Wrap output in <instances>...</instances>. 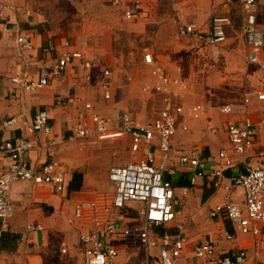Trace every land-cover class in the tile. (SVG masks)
<instances>
[{
	"label": "crops",
	"instance_id": "1",
	"mask_svg": "<svg viewBox=\"0 0 264 264\" xmlns=\"http://www.w3.org/2000/svg\"><path fill=\"white\" fill-rule=\"evenodd\" d=\"M101 1L109 8L119 12L124 19H126L124 17L125 8L136 9L138 17L135 20L128 21H138L145 15L144 8L150 10V1L153 0H128L127 5L121 8H114L108 5L105 0ZM158 2L160 6L166 7L165 9L160 7L161 13H164V15H161L162 17L158 20L161 23L157 25V28L163 29L162 24L173 21V28H176L177 36L183 39L180 42H193L196 47L199 45L209 46L214 52H216L215 47H220L225 42L214 45L210 44L206 39L182 37L179 35V28L186 24H194L206 35L210 31L211 21L215 17H228L231 20V24L226 29L227 41L228 36L233 35V33L241 36L247 25V17L250 12L243 4L236 1L229 3L227 0H154L155 6ZM54 3L56 8H58V4L61 3L69 6L72 3L77 5L80 2H76V0H11L5 4L0 3V11L3 13V18L0 20V120L21 116L26 122V125L22 124L21 128L17 130H0V143L14 139L17 136H25L37 145L30 153L32 162H45L47 159L58 161L64 166L68 180L67 189L64 193H56L48 185H36L32 182L14 183L11 191V200L15 207V214L6 223H0V238L3 234L9 233L18 236L19 240L17 243H13L9 249L0 251V264H84V252L87 247L79 241L78 234L80 231L89 232V229L70 223V220L74 218L75 207L78 203L94 199L99 193L114 192V185L109 180V175L105 179L95 180V177H98L94 175L95 171L93 170L98 158V156H95L94 150H100L101 152L104 149L102 144L108 142L99 141L95 135L87 139H75L73 131L78 122L79 111L83 105L59 106L57 105V100H66L68 97L78 96L83 101L93 103L92 99L90 100V93L93 90L92 85L95 86V84L100 87L103 95L101 84L104 81L105 69L110 68L113 71V80L115 77L117 78L114 69H119L118 65H116L118 59L112 56V50L115 47H110L111 44L101 45L98 39L91 46L90 37L87 35L86 38L72 43V40L75 39H67V36L85 34L91 36L87 26L82 31V34L76 33L74 32L76 29L71 18L69 21L71 23L70 30L60 31L61 26L54 23V20L58 17L53 10ZM255 9L257 27L264 33V0H257ZM82 12L81 17H83ZM5 26H7V30ZM92 33L97 35L95 32ZM19 35H23L32 41L34 49L31 52H25L23 55L19 53L17 44ZM55 35L63 37L58 39L55 38ZM187 47L182 46V49L186 51ZM145 50L153 53L157 67H160L172 78L171 85L168 88L169 91L160 94L162 96L155 97L154 102L156 105H154L157 106L158 104L161 110L165 98L170 97L176 106L182 107L185 111L180 128L172 139L175 157L173 156L172 161L168 163V171L165 173L166 178L175 189L178 201L176 206L177 218L171 223L177 229L172 232L166 230H162L163 233L155 232V229L166 228L171 225L169 224L155 228L151 233L152 236L158 240V236L165 233L179 234L185 237L188 241V248L183 258L184 264H196L193 249L196 245L203 242L214 244L219 253L250 249L252 246L250 237H244L238 231L236 232L230 222L214 219L210 215L216 206L228 202L240 205L244 210V214H246L243 190L240 188L226 190L225 188L231 184V179L234 175L244 172V166L238 163L237 167L227 170L225 179L222 182L223 186L216 188L212 179H208L205 176L195 179V175L191 170L181 168L178 165V153L192 154L199 151L192 149L187 151L182 144L177 145L176 139L177 141L185 139L184 135L181 136L179 134L189 131V128L194 123L191 120H206V135L209 138L210 152L206 151L202 155L210 158V170H212L215 168L212 162H217L220 151L226 149L231 152L232 147L229 144L226 132L228 123L241 122L242 119L246 118L253 123L259 137L256 145L248 151L247 162L250 166L264 163V142L261 139L264 132V102L258 101L254 96L256 92L263 90L264 86L245 93L243 101L241 100L237 105L223 103L219 107L212 108L210 102L206 103L204 100L199 99L196 101L189 100L191 97L196 96L195 89H201L198 86L201 80L197 70L194 68L188 70L185 67V60L193 56L181 54V60L177 63V59H171L172 56L163 48L162 50L149 48ZM192 50L194 51L192 53L194 57H197L195 48ZM65 51H82L88 59H92L97 55L101 58V61L95 62L90 71L85 70L80 62L73 63L67 67L64 73L53 78L48 86L34 93L15 89L10 80L12 76L17 73H27L37 78L42 66L46 65L53 68L57 58L62 56ZM247 55L248 48L246 46V61ZM143 57L144 52L140 61L145 66L143 79L146 82L141 88V99H143L144 95H149L143 91L144 87L153 86L156 82V78L152 75V68L144 63ZM213 57L214 60L211 62L215 65L220 63L217 56ZM262 58L264 59V50ZM246 64L261 69L258 65ZM135 69L137 68L133 69L134 72L132 74L139 72L135 71ZM87 74L91 75L90 81L86 80ZM206 75H208L206 81L210 80V76H215V74L210 75V72H207ZM261 79H264L263 73H260L259 76L257 75L253 80L259 83ZM174 80L179 81V83H186V89L176 85ZM175 93L178 94L177 97H175ZM102 95H97V100L99 101L97 103L94 102L95 110L104 116L110 117L115 123V121H118L120 113L117 114L115 103L109 105ZM248 98L250 101L246 103ZM144 99L146 100V98ZM196 105H201L204 108V113L198 119L191 115V109ZM226 106H230L234 112L232 114L223 113L222 108ZM42 110L48 112L50 124L53 128L50 138H65L66 142L63 145L49 146L47 137L30 129L29 125L34 115ZM135 114L137 116H134L141 119L136 108ZM190 121L192 122L191 126ZM184 125L188 126V130L184 131L182 129ZM127 140L129 143V139ZM129 145V153L135 156L131 161H139L149 150L148 147H144L141 154H133L129 150ZM153 145L155 148L158 147L159 137L155 138ZM158 156H161L160 152H158ZM106 160L110 161V158L107 157ZM193 179H195V184H192ZM191 207V210L197 211V215L195 219L187 220V226L194 227V229L189 231V235L184 231L183 225H176L175 222L178 220L180 208L181 210L183 208L188 210ZM144 210L145 207L141 203H129L124 208L113 211V220L121 224L122 227L135 231L143 227L145 223ZM205 221L207 222L206 233L203 234L202 229L196 226ZM28 225H39L43 228V231L28 232ZM262 227L264 228V225ZM227 233H232L236 236V239L227 241ZM114 241V245L119 252L118 264H156L158 262L160 246L148 254L139 240L120 236ZM251 262L253 263V261Z\"/></svg>",
	"mask_w": 264,
	"mask_h": 264
},
{
	"label": "built area",
	"instance_id": "2",
	"mask_svg": "<svg viewBox=\"0 0 264 264\" xmlns=\"http://www.w3.org/2000/svg\"><path fill=\"white\" fill-rule=\"evenodd\" d=\"M11 0H0L1 4ZM72 1V0H68ZM114 8L127 5L128 0H105ZM239 2L250 12L247 17V25L244 28L248 48L247 62L258 65L264 69V33L257 27L256 5L257 0H227V2ZM124 17L127 20H135L138 11L134 8H125ZM3 13L0 11V20ZM231 24L228 17H215L211 21L210 31L204 35L194 24H186L179 28V35L196 39H206L210 44L218 45L226 41L227 27ZM7 26H5V29ZM7 30V29H6ZM18 51L23 55L34 49L32 41L19 35L17 38ZM144 63L152 68V75L156 78L153 86L144 87L146 94H163L171 85L172 78L164 70L157 67L154 55L148 50L144 51ZM101 61L99 56L88 59L82 51H65L58 57L53 68L42 66L38 77L34 78L27 73H17L11 77V82L16 90L34 93L48 86L53 78L64 73L67 67L80 62L84 69L90 71L95 62ZM113 71L110 68L104 71L102 82L103 97L110 101L113 97L112 84L109 81ZM86 80H91V75H86ZM175 84L186 89L187 84L174 80ZM178 94L175 93V97ZM254 96L258 101L264 102V89L256 92ZM250 99H246L249 103ZM78 122L73 131L75 139H87L96 136L101 142H116L129 139V150L133 154H141L144 147L149 150L139 161H131L122 166L112 167L109 180L114 185L113 193H99L94 199L78 203L75 207L74 218L71 224L89 229V232H79V241L86 245L84 252V264H118L119 252L114 245L118 237H131L139 240L149 254L160 246V255L156 264H184V256L188 248V241L179 234L165 233L158 236L159 240L152 236L155 228L167 226L177 218L176 206L178 205L175 189L166 178L167 165L175 157L172 139L178 132L184 109L176 106L170 97L165 98L163 107L153 119L142 124L131 111L122 112L118 121H113L108 116L95 110L93 103L83 101L78 96L68 97L66 100L58 99L57 105H80ZM148 105L147 100L142 102V108ZM225 114H232L234 110L230 106L222 108ZM204 113L201 105L191 109V115L199 118ZM26 122L21 116L0 120V130H17ZM30 129L47 137L49 146L63 145L66 139L50 138L52 125L47 111H38L29 125ZM184 131L188 126H182ZM227 136L231 145V152L223 149L218 154L215 168L210 170V158L200 153H178V165L189 169L197 177L212 179L214 187L223 186L225 172L233 169L241 163L244 172H239L231 179V184L226 190L240 188L244 192L245 205L243 208L235 203L228 202L216 206L211 211V217L231 223L234 230L244 237H250L251 248L239 249L234 252L219 253L216 246L210 242L196 245L193 254L196 264H264V163L257 166L248 164V151L259 140L256 129L249 119L241 122H231L227 125ZM159 137V145L154 147L153 142ZM264 142V132L261 137ZM37 145L25 136H17L14 139L0 143V223H6L15 214V207L11 200V191L14 183L32 182L36 185H48L56 193H64L67 189V172L64 166L55 160L33 163L30 153ZM158 152L161 156H158ZM195 179L192 184H195ZM129 203H141L145 210L143 216L145 223L140 229L130 231L113 220V211L124 208ZM81 230V229H80ZM27 231H43L39 225H28ZM227 241H233L236 236L227 233ZM65 251V250H64Z\"/></svg>",
	"mask_w": 264,
	"mask_h": 264
},
{
	"label": "rangeland",
	"instance_id": "3",
	"mask_svg": "<svg viewBox=\"0 0 264 264\" xmlns=\"http://www.w3.org/2000/svg\"><path fill=\"white\" fill-rule=\"evenodd\" d=\"M76 2L80 3L74 5V1V3L69 6L61 3L58 4V8H56L54 3L53 10L56 15H58L57 18L55 17L54 23L61 26L60 31H67L70 30L69 27L71 23L69 21L72 18L74 28L76 29L74 32L79 34H82V31H84L87 26V30L91 36L88 34L67 36V39H75L72 40V43H76V40L78 41L79 39L86 38L87 35L90 37L91 46H93V42L98 39L101 45L111 44L110 47H115L112 50V56L118 59L119 62L117 61L116 65H118L119 69H114L117 78L115 77L113 80L111 76L109 79L111 84L113 82V97L110 101H105L109 105L115 103L114 106L117 110V114L129 110L132 114L134 113L133 115H136V108L141 118L138 119L144 124L149 122L148 120L155 118L160 111L158 104L155 106L154 100L155 97L162 95L143 94L144 97L141 99V88L146 80L143 79L145 76V66L140 59L146 48L161 50L163 48L172 56L171 59H177V63L181 60V54H187L186 56L190 54V57L193 56L185 60V67L188 70L192 68L196 69L202 82L199 81L200 84H198L201 89H195L196 96L191 97L189 100L196 101L199 99L202 101L204 100L206 103L210 102L212 108L216 106L219 107L223 103L237 105L241 100L243 101L245 93L252 92L258 87L264 86V79H261L259 83L253 80L257 75L259 76L260 73L264 74V71H262L264 69L261 68V70L260 68L251 67L246 64L248 62L245 60V48L247 45L244 30L241 36H238L236 33L228 36L225 44L220 47H215L216 52H214L209 46L199 45L196 47L193 42H180L183 41V39L177 36L176 28H173V21L162 24L163 29L157 28V25L161 23L158 20L162 17L161 15H164V13H161L160 7L165 9L166 6H160L159 2L155 6L154 0L150 1L152 4L149 5L150 10L143 9L145 15L138 21H128L124 19L119 12L106 6L101 0H76ZM81 12L83 17H81ZM92 32L97 33V35H94ZM61 37L63 36L55 35V38L60 39ZM182 46H188L187 50L184 51ZM193 48L196 50L197 57H194L192 54L194 52L192 50ZM213 56H217L220 63L215 65L211 62L214 60ZM134 68H137L135 71H139L135 73L136 75L132 74ZM207 72H210V75L215 74V76H210V80L206 81L208 77V75H206ZM117 81L119 82L118 84ZM92 88L90 100L92 99L95 105V103L99 101L97 100V95H102V93L98 85H92ZM144 98H146L149 107L142 108L141 105L142 102L145 101ZM191 121L194 122L192 127L189 128L187 133L179 134L181 136L184 135L185 139L183 141H177L176 139L177 145L182 144L187 151L192 149L199 151L197 153L201 154H205L206 151L210 152V146L208 145L209 138L206 135L207 121ZM191 121L190 126L192 123ZM128 144V140L124 139L113 143L102 144L104 149L101 152L100 150H94L95 156H98L96 166L93 169L95 171L94 175L98 177H95V180L107 178L111 167L125 165L135 158V156L129 153ZM99 152L100 154H98ZM107 157L110 158V161L106 160ZM191 209L192 207L188 210L184 208L181 210L180 208L178 220L175 222L176 225H183L184 231L188 234L194 227L187 226V220L195 219L197 215V211ZM206 223L205 221L196 226L202 229L203 234L206 233ZM174 229H177V227L171 224L166 228L155 229V232L163 233L164 230L172 232Z\"/></svg>",
	"mask_w": 264,
	"mask_h": 264
},
{
	"label": "trees",
	"instance_id": "4",
	"mask_svg": "<svg viewBox=\"0 0 264 264\" xmlns=\"http://www.w3.org/2000/svg\"><path fill=\"white\" fill-rule=\"evenodd\" d=\"M19 237L14 234H3L0 238V251L7 250L13 243H17Z\"/></svg>",
	"mask_w": 264,
	"mask_h": 264
}]
</instances>
